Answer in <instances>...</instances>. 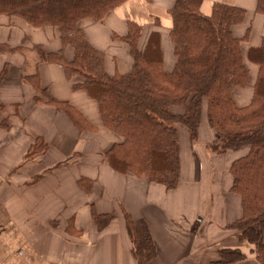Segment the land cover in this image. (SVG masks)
<instances>
[{
    "label": "crops",
    "instance_id": "obj_1",
    "mask_svg": "<svg viewBox=\"0 0 264 264\" xmlns=\"http://www.w3.org/2000/svg\"><path fill=\"white\" fill-rule=\"evenodd\" d=\"M175 2L125 0L100 20L83 18L77 27L90 46L102 51L109 75L125 74L133 66L130 46L122 39L129 22L140 26V52L156 32L162 68L170 72ZM257 2L200 0L205 15L214 3L245 12L234 27L238 36L248 31L240 43L247 81L232 91L238 106L251 100L259 70L248 56L264 38V12L257 11ZM40 50L61 51L67 61L74 58L73 46L62 43L57 27H35L17 15H0V264H136L124 213L148 225L156 247L149 264H261L253 244L230 227L243 213L241 197L232 190L231 166L247 148L211 151L215 135L206 105L194 140L185 125L177 124L179 179L168 189L108 158L121 137L103 125L97 101L74 87L83 77L68 76L62 65L42 59ZM52 101L68 103L88 126L79 127ZM37 138L46 147L28 155ZM93 211L113 217L98 228ZM224 249L244 255L219 262Z\"/></svg>",
    "mask_w": 264,
    "mask_h": 264
},
{
    "label": "trees",
    "instance_id": "obj_2",
    "mask_svg": "<svg viewBox=\"0 0 264 264\" xmlns=\"http://www.w3.org/2000/svg\"><path fill=\"white\" fill-rule=\"evenodd\" d=\"M123 1L0 0V15H17L32 26L59 29L62 43L74 48L73 60L67 61L61 51L40 50V57L62 65L68 76L83 77L74 87L83 88L97 101L103 125L121 137L108 150V158L133 175L168 189L176 186L180 166L177 124L185 125L194 140L205 102L215 135L211 151L247 148V153L231 166L232 190L241 197L243 213L230 227L253 244L254 256L264 264V38L259 47L248 50L259 70L251 100L244 106H238L232 98L234 88L244 86L248 77L240 48L248 31L242 36L234 33L245 12L236 6L214 3L210 14L205 15L199 10L200 0H176L169 29L175 55L170 72L162 68L158 34L153 32L140 52L136 48L140 26L129 22L122 39L130 46L133 66L125 74L109 75L104 70L102 51L88 44L77 22L83 18L100 20ZM257 11L264 12V0H258ZM52 103L79 127L88 126L68 103ZM45 147L37 138L28 155ZM92 216L101 228L113 213L93 211ZM124 218L136 264H149L156 256V247L147 223L134 220L127 213ZM243 255L238 249L220 250L219 262L237 260Z\"/></svg>",
    "mask_w": 264,
    "mask_h": 264
},
{
    "label": "rangeland",
    "instance_id": "obj_3",
    "mask_svg": "<svg viewBox=\"0 0 264 264\" xmlns=\"http://www.w3.org/2000/svg\"><path fill=\"white\" fill-rule=\"evenodd\" d=\"M203 106H205V102H204ZM203 106H202V108H203ZM2 123H5V122H2Z\"/></svg>",
    "mask_w": 264,
    "mask_h": 264
}]
</instances>
